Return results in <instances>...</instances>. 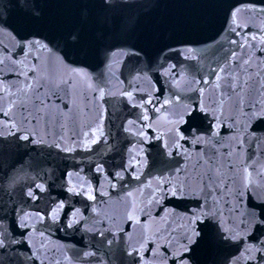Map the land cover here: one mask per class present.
I'll return each mask as SVG.
<instances>
[{
  "label": "water",
  "instance_id": "water-1",
  "mask_svg": "<svg viewBox=\"0 0 264 264\" xmlns=\"http://www.w3.org/2000/svg\"><path fill=\"white\" fill-rule=\"evenodd\" d=\"M117 2L127 6L116 9L115 14L137 19L136 30L109 39L98 55L83 63L72 64V68L83 69L87 75H76L55 58L49 59L50 54L38 52L35 55L40 59L29 61V68L33 64L39 66L38 72H29V76L43 77L42 82L59 85L60 98L53 97L54 103L49 105L53 119L46 139L74 150L63 152L54 143L17 149L8 144L15 137L0 138V200L11 199L25 211L44 217L42 221L30 220L32 227L28 229L16 226L15 215L7 217L3 224L7 232L18 239H23L25 232H31L32 236L29 242L14 246L18 251L9 248L6 255L0 256L4 264H41V259L43 264H57V261L60 264H130L132 257L127 256L126 251L130 245L140 244H143L145 259L137 258L134 264H173L172 260L164 259V254L170 250L169 232H181L183 217L202 200L191 196L184 199L169 196L156 203L154 196L160 195L157 181L162 175L169 176L175 183L183 180L185 174L194 176L203 171L197 165L204 145L179 141L187 152L179 154L173 148L172 155H166L164 145L171 146L174 139L178 140L176 129L186 136L192 134L189 123H178L186 108L202 105L209 109V115L198 122L197 131L204 134L205 139L213 132L217 133L212 137V143L221 153L235 149L231 156L236 166L235 175L242 179L243 166L251 165V179L261 186L259 190L264 191V138L256 140L246 136L243 110L236 106L235 98H225L221 105L222 89L216 87V73L212 71L223 66L222 58L229 49L238 48L229 43L231 39L243 42L241 36L230 31L231 12L239 8L238 23L244 33L255 34L256 39L249 41L255 47L238 50L237 57L251 55L248 72L253 81L264 77V31H261L264 15L246 10L252 5L264 6V0ZM37 3L42 5V17L37 21L35 31L45 35L55 21L78 18L77 6L68 0H37ZM15 44L11 34L0 33V54H7L11 49L12 57L19 59L20 49ZM140 48L148 55L136 56L135 52ZM188 49L192 52L188 53ZM148 57H151V64ZM230 63L236 66L235 61ZM171 65L176 67L172 74H166ZM11 67L10 63L4 66V75L0 79L10 87L14 82L19 86L23 76L10 71ZM145 67L147 71L137 76ZM256 73H260V77ZM204 80L209 83L204 84ZM128 91H132L135 98L132 102L124 94ZM249 98L255 101L259 97L255 92L251 97L246 95L245 105ZM149 99L151 103H144ZM141 103H144L143 108L139 106ZM6 104L4 101L3 106ZM213 110L220 118L219 127L211 115ZM143 115L149 119H142ZM128 121H134L131 131H125L130 127ZM44 130L42 121L41 131ZM141 131L143 137L139 135ZM251 131L249 128L248 132ZM133 132L137 134L133 135ZM92 139H96V143H91ZM241 140L245 141L242 149L237 147ZM18 143L24 144L23 141ZM208 148L211 149V145ZM225 159L221 156L222 162ZM97 165L103 166V173L96 171ZM178 168L184 171L172 176ZM228 171L231 174V170ZM116 172H122L123 179H116ZM134 174H139L140 178L136 179ZM17 175L19 179L13 182ZM38 182H43L46 190H37L39 198L32 201L25 193L29 185ZM81 185L92 187L95 200L67 190L76 187L79 191ZM230 199V205H222L225 220L229 224L234 222L239 231L243 227L242 216L229 213V208L237 204L234 197ZM61 203L63 208L59 207ZM244 208L245 203H240L238 211L243 213ZM107 240H113V244L108 245ZM251 241L249 236L247 241L241 240L229 247L202 251L190 264H227L239 256L243 244ZM36 250H39L40 259L34 255ZM86 252L95 255L85 256ZM236 264L245 262L240 259Z\"/></svg>",
  "mask_w": 264,
  "mask_h": 264
},
{
  "label": "snow or ice",
  "instance_id": "snow-or-ice-1",
  "mask_svg": "<svg viewBox=\"0 0 264 264\" xmlns=\"http://www.w3.org/2000/svg\"><path fill=\"white\" fill-rule=\"evenodd\" d=\"M68 3L77 6L78 18L75 21L60 19L55 21L49 25L48 34L45 35L35 31L36 23L42 17V5L37 3V0H0V33L11 34L16 40L15 47L20 49L19 59L12 57L11 49L7 50V54H0V77L4 75V66L8 63L13 66L10 71L18 76H23V81L19 86L14 82L10 87L3 79H0V129H3L0 130V138L7 140L8 136L15 137V140L8 141V144L15 145L17 149L43 144L52 146L54 143L55 147L60 148L63 152L74 150L72 147L61 146L54 141L50 143L46 139V136L50 134V122L53 119L49 114V105L54 103L53 97L60 98V91L59 85L54 82L44 83L42 81L45 78L37 79L36 75H28L29 72L34 74L38 72V65L33 64L30 68L28 67L30 60L40 59L35 54L38 52L50 54L49 59L55 58L57 62L71 68L76 75H87L83 69L72 68V64L83 63L89 57L98 55L109 39H115L121 34H131L136 30L137 19L115 14V10L126 7V3H118L117 0H68ZM246 10L264 15V6L257 8L256 5H252ZM239 12V8L231 12L230 31L235 32L236 36H241L243 42L231 39L229 43L238 45V48L229 49L227 55L222 58L223 66L214 68L212 71L216 73V87L222 89L221 105L225 98L228 100L235 98L236 106L243 110L245 118L243 131L247 137L260 140L264 138V77H260V73H256L255 75L260 79L253 81L252 74L248 72V68L251 67V55L245 54L243 57H237L238 50L255 47L249 41L256 39L255 34L244 33L238 23ZM17 13H19L18 17ZM109 13L113 14L109 15ZM238 28L241 31H237ZM17 36L19 39H16ZM187 51L191 53L192 49ZM112 55L114 56L116 53L112 52ZM135 55L139 57L148 54L145 49L140 48L135 52ZM232 61L236 62L235 67L230 63ZM148 63H152L151 57H148ZM108 67L111 68L110 63ZM175 67V65L168 67L166 74H172V69ZM146 71L147 67L141 68L137 76H142ZM221 81L223 84L220 83ZM65 83L69 82L65 81ZM203 83L208 84L209 82L204 80ZM252 92L257 93L259 98L255 101L249 98L245 105V96L251 97ZM124 94L130 102L134 101L132 91ZM103 95L104 92L101 90L100 96L103 97ZM4 101H7L6 107L3 106ZM144 103H151V100H146ZM144 103L139 106L143 108ZM207 115H209V109L202 105L186 108L180 114L178 123H189L191 136H186L176 129L178 140L174 139L171 146L164 145L167 149L166 155L169 157L172 155L173 148L178 150L179 154L187 152V149L179 141H187L192 145H204L200 149L197 165L198 168L203 169L202 172L198 171L194 176L185 174L183 180H177L175 183L172 178L164 175L157 181V190L160 195L154 196L156 203L169 196L176 199L191 196L199 197L202 200V203L183 217L184 223L181 232L175 233V230L169 232L170 250L164 254V259L172 260L173 264H190V261H194L202 251L229 247L232 243H239L241 240L247 241L251 236L252 241L243 244V251L239 256L230 259L227 264H236L240 259H243L245 264H249V262L264 264V191L259 190L261 186L251 179L252 173L249 172L251 165L243 166L242 179L235 175L236 166L231 159L235 149L232 152L221 153L212 143V137L217 133L213 132L205 139V135L197 131L198 122ZM211 115L219 127L220 118L216 116L214 110ZM3 117H8V119L5 120ZM142 119L148 120L149 117L143 115ZM42 121L44 122V132L41 131ZM56 122L59 123V121ZM128 124L130 127L125 131H131L134 121H128ZM59 126L64 127L63 124ZM249 128H252L251 132H248ZM132 134L136 135L137 133L133 132ZM139 135L143 137L144 133L141 131ZM87 136L88 134L85 133L86 138ZM19 141H23L24 144H19ZM244 142V140L239 141L237 147L242 149ZM91 143H96V139H92ZM216 144H220V141H216ZM209 145H211V149L208 148ZM221 156L226 158L223 162ZM228 170H231V174ZM96 171L103 173V166L97 165ZM183 171V168H178L172 173V176H178ZM67 175L71 176L72 173H67ZM134 175L136 179L140 178L139 174ZM115 178L123 179L122 172H116ZM17 179H19L18 175L13 178V182ZM37 190L44 192L45 184L38 182L29 185L25 194L35 201L39 198ZM67 190L75 195H86L89 200H95V196L92 194L94 190L90 185L88 187L81 185L79 191L76 187H69ZM232 197L236 199L237 204L229 208V213L242 216L243 227L239 231L234 222L229 224L225 220V212L222 207L223 204L230 205ZM245 198L247 199L245 200ZM240 203H245L243 213L238 211ZM63 206L62 203L59 205L60 208ZM9 215H15L16 226L21 229L32 227L29 223L30 220L39 219L42 221L44 219L43 216L25 211L11 199L7 202L0 200V256L6 255L9 248L18 251L14 246L29 242L32 236L31 232H25L23 239H18L15 235L7 232L3 224ZM129 218L131 219V217ZM100 234L103 235V232ZM106 243L112 245L113 240H107ZM34 255L37 259L41 258L39 250H36ZM84 255L94 256L95 253L86 252ZM126 255L132 257L130 264H134L137 258L144 261L143 244L130 245ZM0 264H4V261L0 260ZM41 264H43L42 259ZM57 264L60 262L57 261Z\"/></svg>",
  "mask_w": 264,
  "mask_h": 264
}]
</instances>
